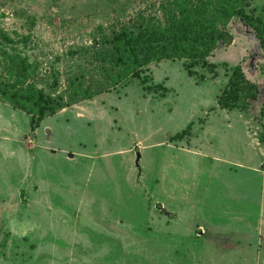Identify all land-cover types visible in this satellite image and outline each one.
<instances>
[{
  "label": "rangeland",
  "instance_id": "obj_1",
  "mask_svg": "<svg viewBox=\"0 0 264 264\" xmlns=\"http://www.w3.org/2000/svg\"><path fill=\"white\" fill-rule=\"evenodd\" d=\"M249 8L264 22V0ZM138 14L159 0H0V30L59 91L98 27ZM225 30L212 72L146 67L162 95L132 80L39 122L0 101V264H264V52L238 19ZM236 64L259 94L225 111Z\"/></svg>",
  "mask_w": 264,
  "mask_h": 264
},
{
  "label": "trees",
  "instance_id": "obj_2",
  "mask_svg": "<svg viewBox=\"0 0 264 264\" xmlns=\"http://www.w3.org/2000/svg\"><path fill=\"white\" fill-rule=\"evenodd\" d=\"M250 1L159 0L157 19L138 14L107 30L98 27V35L91 37L90 50L79 52L86 64L66 72L59 91L53 89L58 85L55 77L51 89L38 86L43 82L32 64L18 51L16 41L0 30V101L29 116L30 122H39L132 80L144 93L162 95L165 88L161 84H146V67L162 60H179L187 77H193L191 69L195 66L212 72L214 66L206 59L218 44L229 42L225 26L232 18L251 30L258 49L264 52V22L249 8ZM258 94L257 85L246 79L236 64L215 97V104L231 111L246 107ZM259 116L264 117V103Z\"/></svg>",
  "mask_w": 264,
  "mask_h": 264
}]
</instances>
